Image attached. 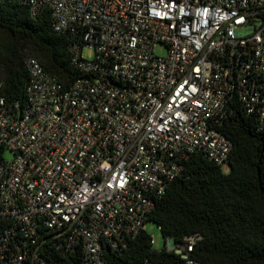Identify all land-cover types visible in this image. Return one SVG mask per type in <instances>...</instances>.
<instances>
[{"label":"built area","instance_id":"1","mask_svg":"<svg viewBox=\"0 0 264 264\" xmlns=\"http://www.w3.org/2000/svg\"><path fill=\"white\" fill-rule=\"evenodd\" d=\"M0 1L48 10L78 72L64 88L27 55L24 100L0 95V264H107L190 156L227 165L221 123L264 133V0ZM195 240L167 248L197 264Z\"/></svg>","mask_w":264,"mask_h":264},{"label":"trees","instance_id":"2","mask_svg":"<svg viewBox=\"0 0 264 264\" xmlns=\"http://www.w3.org/2000/svg\"><path fill=\"white\" fill-rule=\"evenodd\" d=\"M52 22L48 10L32 15L25 5L0 1V95L5 99L24 100L27 55L64 88L77 77L69 41ZM217 129L231 142L227 172L202 155L190 156L180 177L154 199L147 221L164 242L183 244L195 236L188 252L194 263L264 264V133L240 112ZM151 239L142 230L121 251H107L106 263L188 264L173 249H154ZM46 256L48 264H82L78 253L58 256L48 250Z\"/></svg>","mask_w":264,"mask_h":264},{"label":"rangeland","instance_id":"3","mask_svg":"<svg viewBox=\"0 0 264 264\" xmlns=\"http://www.w3.org/2000/svg\"><path fill=\"white\" fill-rule=\"evenodd\" d=\"M157 52L159 54H163L164 53V49L162 48H158L157 49ZM82 54L85 58L87 59H91L94 55V52L92 51V49H89V48H84L83 51H82ZM2 157L4 159H10L11 157V154L9 152H3L2 153ZM222 171L225 173L227 172V165L224 164L222 165ZM144 230L149 234V236L153 239V245L152 247L156 250H161L162 248L164 247H168L169 245H173L174 243L172 242V240L170 239H167L165 242H164V239L162 238L161 234H160V231L159 229L157 228V226L151 222V221H148L146 224H145V227H144Z\"/></svg>","mask_w":264,"mask_h":264}]
</instances>
